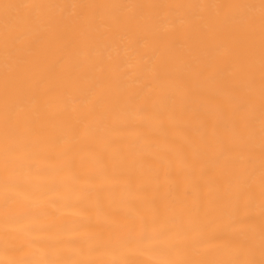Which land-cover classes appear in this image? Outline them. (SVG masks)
Here are the masks:
<instances>
[{"label":"bare ground","instance_id":"6f19581e","mask_svg":"<svg viewBox=\"0 0 264 264\" xmlns=\"http://www.w3.org/2000/svg\"><path fill=\"white\" fill-rule=\"evenodd\" d=\"M0 264H264V0H0Z\"/></svg>","mask_w":264,"mask_h":264}]
</instances>
